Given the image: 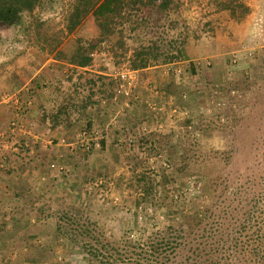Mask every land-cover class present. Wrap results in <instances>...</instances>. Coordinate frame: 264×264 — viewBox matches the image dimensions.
<instances>
[{
    "label": "rangeland",
    "instance_id": "1",
    "mask_svg": "<svg viewBox=\"0 0 264 264\" xmlns=\"http://www.w3.org/2000/svg\"><path fill=\"white\" fill-rule=\"evenodd\" d=\"M154 1L136 12L141 24L124 48L117 35L98 40L94 14L69 32L74 0H40L17 25L0 23V100L18 91L31 106L38 94L44 102L19 119L22 139L10 146L0 136L14 170L31 168L28 205L15 216L34 219L22 226L32 237L14 239L4 263L97 264L69 240L68 221L118 243L149 218L183 224L175 202L212 208L261 158L264 0H238L248 12L235 15L221 0H180L168 11ZM79 38L92 43L85 68L70 59ZM152 42L165 55L184 42L182 57L132 69L134 51ZM121 73L132 74L128 96L118 93ZM10 118L11 128L15 111ZM143 175L159 181L161 208L142 200Z\"/></svg>",
    "mask_w": 264,
    "mask_h": 264
},
{
    "label": "trees",
    "instance_id": "2",
    "mask_svg": "<svg viewBox=\"0 0 264 264\" xmlns=\"http://www.w3.org/2000/svg\"><path fill=\"white\" fill-rule=\"evenodd\" d=\"M39 1L0 0V23L17 25L22 13L32 12ZM74 1L68 19V31H74L87 15L94 14L100 30L98 40L117 35L121 48L126 47L125 39L141 24L137 13L155 2ZM221 1H225L221 5L222 9L229 10L231 15H235L236 9L242 6L248 12V8L238 0ZM174 4L178 7L180 0H160L157 7L168 11ZM75 42L77 46L70 58L72 63L81 68L88 67L92 62L87 52V46H92L91 41L79 38ZM182 45L169 55L160 54L154 42L141 46L132 55L131 67L134 70L145 69L153 62H159L164 55V63L179 60L182 57ZM257 95L260 97L261 93ZM260 151L261 158L248 166L245 173L229 179L231 184L236 185L234 191L221 196L212 208L201 210L197 206L193 208L192 204L181 205L175 202L179 196H174L177 199L172 196L182 217H189L183 224L169 222L158 225L149 218L143 226L136 225L131 235L118 243L107 240L103 235L93 236L86 226L81 228V224L68 221L66 230L69 240L81 247L85 256L91 260L93 258L97 264H264V147ZM184 165L189 167L190 162ZM197 178L204 182L212 181L204 174L197 175ZM164 179L167 182L166 176ZM137 180L143 182L142 200L161 208L164 198H160L159 181L146 179L144 175Z\"/></svg>",
    "mask_w": 264,
    "mask_h": 264
},
{
    "label": "crops",
    "instance_id": "3",
    "mask_svg": "<svg viewBox=\"0 0 264 264\" xmlns=\"http://www.w3.org/2000/svg\"><path fill=\"white\" fill-rule=\"evenodd\" d=\"M30 65V63H29ZM30 67V66H29ZM20 69H13L18 75L21 74ZM33 73V69H28V74ZM35 74L31 77V79H34ZM18 92V91H17ZM17 92L13 93L16 94ZM51 94L49 93V96ZM5 101L2 99L0 100V136L6 137L7 143L10 145L9 138H11L13 135L19 136V139L13 137V140L11 143H15L14 140L16 139V142L20 139H22L21 134L24 132L22 131H16V133L11 134L10 132V117L13 115L14 112V103L11 102V105H3ZM53 100L51 98L50 103H52ZM43 100L39 97V94L34 96L33 103L31 106L30 111L27 113H30V120H31V114L33 115V111H35V107H40L43 104ZM49 103V104H50ZM26 116V115H25ZM34 117V116H33ZM38 117V116H37ZM36 122H40V117L35 118ZM3 134H6L5 136ZM39 138L38 136H35ZM42 139V138H41ZM5 140V141H6ZM38 140V139H37ZM13 145V144H11ZM10 145V146H11ZM5 145H3L0 142V264H7L4 263L3 260H8L9 257H5V254L11 255L14 250V239L19 237L27 238L29 232L27 228H22L24 224H29L30 221H33L34 219L31 218V216H15V212L19 210V208L28 205L24 203V198H22L23 193L25 194V191L28 190V188L31 189V183L29 177L31 176V168L29 167H23L20 169H15L14 166H11V164L15 163L13 160V156L11 155L12 150H8L4 148ZM18 160H20L18 158ZM17 163V162H16ZM12 167V168H10ZM13 169V170H12ZM27 178V182H26ZM23 180V181H20ZM35 186L36 184L33 183ZM22 194V195H21ZM32 236H28L30 239ZM8 251V252H7ZM6 252V253H5ZM9 264V263H8Z\"/></svg>",
    "mask_w": 264,
    "mask_h": 264
},
{
    "label": "built area",
    "instance_id": "4",
    "mask_svg": "<svg viewBox=\"0 0 264 264\" xmlns=\"http://www.w3.org/2000/svg\"><path fill=\"white\" fill-rule=\"evenodd\" d=\"M131 73H121L120 74V80L121 83L118 88V93H123L128 96L129 92L131 91ZM19 94H12L10 96H5L6 102L13 101L14 103V111H15V118L11 124L10 132L11 134H14L17 130L20 124L19 119H21L24 116V113L26 112V109L31 106V100H28L27 102H22L20 100L21 98L18 96Z\"/></svg>",
    "mask_w": 264,
    "mask_h": 264
}]
</instances>
